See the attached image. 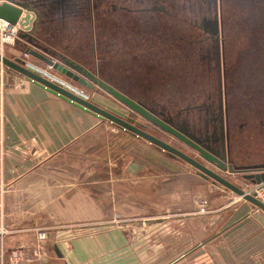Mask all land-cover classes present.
<instances>
[{
	"label": "crops",
	"instance_id": "0c3cea01",
	"mask_svg": "<svg viewBox=\"0 0 264 264\" xmlns=\"http://www.w3.org/2000/svg\"><path fill=\"white\" fill-rule=\"evenodd\" d=\"M77 28L49 42L71 49L67 57L87 67L101 58V28L85 23L78 34ZM11 47L9 56L20 57ZM28 61L46 67L37 59ZM86 92L121 109L100 88ZM139 139L0 63V231H7L5 247L33 250L40 231H47L41 257L32 264H101V218L113 212L136 217L138 202L151 209L155 194L169 191L171 182L181 186L178 197L190 194V188L194 196L200 193L202 182L211 200L218 198L216 190L223 191L186 163ZM88 159L101 160L98 176L90 169L99 163L90 166ZM192 176L193 187L187 189ZM242 187L255 185L242 180ZM209 215H182L194 226L210 218L204 222L211 234L167 264H264L263 211L229 193Z\"/></svg>",
	"mask_w": 264,
	"mask_h": 264
},
{
	"label": "flooded vegetation",
	"instance_id": "af4514ba",
	"mask_svg": "<svg viewBox=\"0 0 264 264\" xmlns=\"http://www.w3.org/2000/svg\"><path fill=\"white\" fill-rule=\"evenodd\" d=\"M8 1L29 11L34 40L60 55L72 50L49 40L97 24L101 58L87 68L193 146L143 122L152 135L174 138L178 144L156 136L213 170L203 156L216 164L215 154L224 155L234 167L264 164V150L254 148L264 141V0H252L257 12L236 0L243 6L237 17L229 0H0ZM235 22L245 32L229 33ZM168 76L183 85L176 94Z\"/></svg>",
	"mask_w": 264,
	"mask_h": 264
},
{
	"label": "rangeland",
	"instance_id": "374dc122",
	"mask_svg": "<svg viewBox=\"0 0 264 264\" xmlns=\"http://www.w3.org/2000/svg\"><path fill=\"white\" fill-rule=\"evenodd\" d=\"M231 2L235 8L232 10L235 13V17H237L238 12L240 15L243 6H241V2L239 1L234 0L233 2L229 0L228 3L230 6ZM243 5L246 8L248 5L251 11L253 8L256 12L258 10L256 7L252 6L254 5L252 0H249L247 4L244 3ZM237 24L238 22L234 23L233 29L230 30L229 33L245 32L241 31L242 25ZM237 43L241 44V42ZM10 48H12L10 45L2 46L0 43V51L6 56H9L8 50ZM13 49H16V47ZM19 54H21L20 51ZM30 58L34 60L32 57H29V59ZM185 75L188 77V72H185ZM171 78L168 76V85L174 90L176 88L174 92L176 94L183 85L181 82ZM126 90L131 91L133 89L127 88ZM111 99L118 103L114 98L111 97ZM118 106L122 108L120 104ZM156 136H160V138L162 137L164 140H169L172 143L178 144L174 138L165 135L161 131L156 132ZM139 141L153 147L152 144L144 140L139 139ZM257 145L259 147H257ZM96 148L97 147L91 149L97 150ZM254 148H262L264 150V141L261 140V142L254 144ZM95 150L91 151L92 154L96 152ZM92 154L90 158H92ZM110 157L111 156H109V158ZM263 157H260L261 159H259V161H264ZM91 160L88 159L90 166L93 165V163L94 165L99 163L97 169H90L91 175L98 176L99 173L96 172L101 171V160L99 162H96V160L92 162ZM107 160H109L108 157ZM112 160H114V158H110V161ZM223 175L237 186L243 188L242 180L244 179L242 176L230 173ZM194 179L195 178L192 176V178L187 180V189L193 187ZM209 180L212 181L211 179ZM173 183L174 182H171L170 190L167 188L169 191L165 189L167 192L162 190L159 194H155L154 205L151 209L145 201L138 202V215L136 217L122 216V213L113 212L101 218V264H167L170 261L182 257L199 243V241H204L210 236L211 228L205 223L206 221L209 222L210 218L208 220H202L199 226H194L192 223H189L188 220L184 221L185 217L182 215L189 212L192 214H207L208 217V215L213 213L217 208V203L218 205L223 203L227 194L233 192L221 186L223 191L216 190L217 192L215 193L219 194L218 198L216 197V199L213 198L211 200V197H209V195H211L209 188L205 182H202L203 188L200 193L196 191V197L193 194L194 189L191 188L190 190H192V192L190 194L186 193L182 195V197H178L177 191L180 190L181 186L177 183ZM214 186H217V184H214ZM194 207L196 210H194ZM209 216L211 217L212 215Z\"/></svg>",
	"mask_w": 264,
	"mask_h": 264
},
{
	"label": "water",
	"instance_id": "95a60500",
	"mask_svg": "<svg viewBox=\"0 0 264 264\" xmlns=\"http://www.w3.org/2000/svg\"><path fill=\"white\" fill-rule=\"evenodd\" d=\"M23 9L24 8L20 5L16 3L14 4L10 1L3 3L0 2V21L8 24L9 27L16 26L17 24H25L29 26L32 24L31 16L29 15L28 10L24 12ZM32 28L26 31H21L19 38L15 42V45L21 41L25 48H16V50L20 51V53H25L28 57H32L41 61L46 67L53 68L54 71L81 88L89 89L91 91H95L96 88H100L110 97L114 98L122 106V108L117 109L94 97L90 100H86L84 97L78 96L75 93L49 81L48 79L41 76L40 73L35 72L32 67H30V63H28L27 60L28 57L26 56L11 57L6 56L0 51V63L2 65L18 72L20 75L43 87L48 92L61 97L62 99L80 107L81 109L95 113L101 119H105L114 123L122 130L133 133L136 137L141 138L158 147L159 149L169 153L171 157H178L196 169L204 178L208 180L211 179L214 184H218L230 190L239 198L252 203L255 207H257V209L264 212V202L258 199L257 192L252 194L248 193L223 175L226 173L242 175L245 181H249L259 188H263L264 164L251 167H234L232 165L228 166L223 163L227 160L224 155L215 154L216 157L222 161V164L219 162L214 164L211 159L203 156V158L208 163L215 165V169L213 170L208 166H205L202 163L194 160L184 152L178 150L169 143L159 139L147 131L148 127L143 122L153 123L161 129L172 132L178 138L185 141V143H188V145H192L189 143L188 139H185V137L183 138L179 134L173 132L167 123L162 122L159 118H157L153 110L148 109L140 102L130 99L112 86L104 83L101 81V77L98 73L93 72L91 69L78 63L73 58H68L63 54H57L56 52H52L48 48L40 45L32 37ZM131 113H135L138 116V119L132 117L130 115ZM58 256L60 258L63 257V255L59 252Z\"/></svg>",
	"mask_w": 264,
	"mask_h": 264
},
{
	"label": "built area",
	"instance_id": "2783aa9c",
	"mask_svg": "<svg viewBox=\"0 0 264 264\" xmlns=\"http://www.w3.org/2000/svg\"><path fill=\"white\" fill-rule=\"evenodd\" d=\"M32 28V24L29 26L27 25H20L17 24L16 26L9 27L8 24L3 22V26L0 27V40L2 46L10 45L14 46L15 42L19 38V34L21 31H26ZM20 57H28L25 53H21ZM29 57L27 58V60ZM28 63H30L28 61ZM30 67L34 69L35 72H38L44 78L48 79L49 81L61 86L64 89H67L78 96L84 97L86 100H90L91 96L86 92V89L81 88L80 86L76 85L72 81L68 80L67 78L63 77L59 73L53 70L51 67H40L35 66L33 64H29ZM248 193L257 192V197L262 202H264V187L259 188L255 186L252 189L245 190ZM7 231L1 230L0 231V263L1 264H32L37 259L41 257V251L43 250L42 245L46 242L49 237L47 231H40L37 236L38 245L33 250L19 248V249H8L5 247L3 242V237L6 235Z\"/></svg>",
	"mask_w": 264,
	"mask_h": 264
},
{
	"label": "bare ground",
	"instance_id": "6f19581e",
	"mask_svg": "<svg viewBox=\"0 0 264 264\" xmlns=\"http://www.w3.org/2000/svg\"><path fill=\"white\" fill-rule=\"evenodd\" d=\"M3 53V52H2Z\"/></svg>",
	"mask_w": 264,
	"mask_h": 264
}]
</instances>
